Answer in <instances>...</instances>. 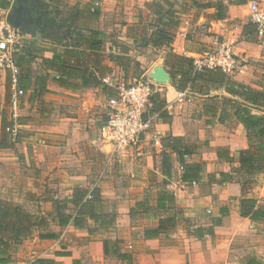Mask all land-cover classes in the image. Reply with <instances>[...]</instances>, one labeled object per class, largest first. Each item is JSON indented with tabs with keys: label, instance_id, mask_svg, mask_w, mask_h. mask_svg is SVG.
Returning <instances> with one entry per match:
<instances>
[{
	"label": "crops",
	"instance_id": "crops-1",
	"mask_svg": "<svg viewBox=\"0 0 264 264\" xmlns=\"http://www.w3.org/2000/svg\"><path fill=\"white\" fill-rule=\"evenodd\" d=\"M154 1L159 0H97L94 6L81 7V0H0V14L7 16L17 8L22 14L28 10L25 7L37 8L31 17L44 21L45 26L50 25L45 20L55 17L62 25L79 20L91 25L105 16L119 15L123 21L113 25H124L121 39L133 42L139 36L137 28L144 25L142 14L149 16L151 24L159 23L150 5ZM249 1L174 3L180 22L181 14L185 18L179 36H170L173 40L168 53L190 58V53L221 41L242 61L230 76L264 91V37L254 33ZM257 1L264 7V0ZM15 23L20 24L18 20ZM200 24L206 26L205 32L182 35ZM39 28L29 25L28 37H23L21 45L31 83L20 99L35 106L34 117L25 119L15 143L0 127V199L20 206L33 225L30 236L9 242L0 254L4 259L0 264H28L37 257L52 259L54 264H246L250 257L264 262V218L252 221L239 214L241 198H255L264 204V170L247 174L238 162L248 140L230 107L226 108V119L218 120L221 98L230 97L223 87H210L206 94L186 89L188 100L178 102L179 92L185 89L176 88L172 70L162 66L169 81L156 83L152 79L156 105L160 106L158 117L136 147L108 155L99 145L92 120L107 96L136 79L129 69L130 53L110 40L105 47L107 39L96 27L81 31H98L103 43V68L97 69L100 83L81 85L73 79L77 87H64L51 80L58 68L42 60L63 54L64 46L76 45V41L63 40L60 28H54V33H39ZM149 40L147 45H152ZM120 51L130 59L126 69L107 56ZM33 64L39 69H33ZM6 74L0 69L2 87ZM46 74L43 92L29 97L32 89H42L36 78ZM66 94L76 98L68 100ZM215 95L216 113H205L208 98ZM50 103L58 107L55 114H51ZM67 106H76L85 115L75 118L60 110ZM251 112L264 114L254 108ZM3 113L0 108V123L4 122ZM49 116L55 117L48 120ZM178 152L185 163H199L201 172L193 180H182L184 168L179 170ZM94 188L99 202L80 212L78 203L89 199L87 195ZM75 216L79 217L77 225L72 222ZM51 234L54 237H43Z\"/></svg>",
	"mask_w": 264,
	"mask_h": 264
},
{
	"label": "trees",
	"instance_id": "trees-1",
	"mask_svg": "<svg viewBox=\"0 0 264 264\" xmlns=\"http://www.w3.org/2000/svg\"><path fill=\"white\" fill-rule=\"evenodd\" d=\"M173 0L154 1L150 5L153 14L158 18L159 23L154 25L156 29L150 35V43L156 47L168 46L171 37L167 29L179 24V12L174 9ZM58 32L60 30L58 29ZM98 31L90 29L86 32H80L77 35L76 45L64 46L63 54L54 55L51 59H43L42 63H47L50 67H57L58 74L52 75L51 80L61 86L75 88L77 83L73 84V79L80 80L81 85L99 84L100 76L97 69H102L100 63L102 41L98 39ZM111 48V47H110ZM24 48L20 47L15 55V66L17 68L15 88L12 89L10 74H6V86L11 90L9 96L16 94L17 100L23 97L29 90L31 76L28 73L27 62L24 58ZM172 61L166 60L165 65L172 70V82L178 89H188L190 91L206 94L210 87H223L224 91L230 97L221 98V110L218 116L220 122L227 116L226 108L233 110V115L243 124L246 130L248 147L242 149L238 155V162L242 168L246 169L247 174H258L264 170V114L257 115L251 112V108L264 111V91L256 90L244 84L235 81L229 74L223 73L217 69H204L202 71H193L191 58L182 54L171 53ZM110 60H114L122 69L129 67V57L124 51L120 53H109ZM173 70L176 72L173 73ZM48 74L36 78L40 88L45 83ZM43 88L32 89L29 97L35 98L43 92ZM217 96L208 98L205 113L214 115L216 113ZM160 106L156 105L154 93L151 97L150 112H158ZM5 123V122H4ZM179 160L182 163L184 171L181 175L182 180H193L201 172L199 163H185L178 152ZM226 173H220L225 176ZM79 191V189H77ZM76 192V189L74 190ZM91 197L78 203L79 211L89 209L94 201L99 202L97 190L94 188L90 193ZM76 203V201H74ZM239 214L241 217H247L252 221L262 220L264 218V204L258 203L255 198H241L239 200ZM78 218L74 217L72 222L78 224ZM32 220L30 215L24 212L20 206L0 199V254H4L10 241L22 240L31 234ZM45 238L54 237L43 235ZM0 258V261H3ZM28 264H54V260L47 258H34ZM246 264H264L263 261L250 257Z\"/></svg>",
	"mask_w": 264,
	"mask_h": 264
},
{
	"label": "built area",
	"instance_id": "built-area-1",
	"mask_svg": "<svg viewBox=\"0 0 264 264\" xmlns=\"http://www.w3.org/2000/svg\"><path fill=\"white\" fill-rule=\"evenodd\" d=\"M249 19L254 26L257 37H264V7L257 0L248 2ZM206 26L200 24L197 28H191L182 33L194 36L198 32H205ZM22 39L18 28L11 24L0 14V69L10 74L12 89L15 88L17 68L15 66V55L21 47ZM193 71L204 69H217L226 74H233L241 65L239 56L232 48L218 40L213 46L201 52L190 53ZM151 78H136L129 84L120 85L116 92L108 97V113L106 120L98 130V142L108 155L120 153L126 149L136 147L141 137L149 131L158 112H150L151 97L154 93V82ZM188 90H182L177 96L178 102L188 100ZM11 101L15 106L18 102L13 92ZM17 125L7 128L11 143L17 139ZM183 167L179 166V170ZM87 195V198H90Z\"/></svg>",
	"mask_w": 264,
	"mask_h": 264
},
{
	"label": "rangeland",
	"instance_id": "rangeland-1",
	"mask_svg": "<svg viewBox=\"0 0 264 264\" xmlns=\"http://www.w3.org/2000/svg\"><path fill=\"white\" fill-rule=\"evenodd\" d=\"M71 1H74V0H71ZM81 1L82 2H80L78 5L80 6L82 5L81 7H83V5H88V4L91 6L96 5L95 1L97 0H87V2H85V0H81ZM173 1L176 4H178L180 1L183 2V1H190V0H173ZM19 4H20V1L18 2V5ZM18 9L19 8L15 9L14 11H12V13H9V15L7 16L6 15H3V16L11 24H13L16 28H18L21 39H22L21 43H23V37L24 38L28 37L27 27L29 25H39L40 28L39 30H37V32L39 33H44V31L46 32L49 31L50 33H54V28L55 29L60 28V37H62L63 40H66L71 44L75 43L78 33H80L81 31H84L87 28L96 27L98 31L101 32L102 36H105L107 41L110 40V42L113 43V45L115 44L122 50L125 48L126 52L130 53L132 64L129 69H133V74L135 78H147L149 76L148 72L152 69L154 65L166 66L165 65L166 60L172 61V57L168 55V46L167 47L166 46L154 47L153 45H147L148 40L151 38L150 32L154 31V25L151 24L149 20V16L146 13L142 14V20L144 21V25L137 28V33L139 35L138 39L133 42H127L125 40H122L120 36L124 31L123 30L124 25H121V27L119 25L118 26L113 25L115 22L120 23L121 21H123V18L119 15L105 16L98 23H93L91 25H89L88 21H85V20L74 21L72 23L62 25L59 18L55 17L51 20L44 19L45 23L50 24L48 26H45L44 21L36 22V20H34L33 17H31L32 15L36 14V12L39 11L37 8L32 9L31 7H25V9H28V10L23 11L22 14L19 12ZM180 16H181V22H180L181 25L179 24L175 27L167 29V32L169 33L170 36H179L178 32L182 29L181 27L184 26L183 19L185 18L182 14ZM16 20H18L20 24L15 23ZM171 40L173 39L171 38ZM107 41L105 42L107 43L105 44V47H108L110 43L109 41L108 42ZM40 45H43V44H40ZM33 69H39V66L33 64ZM112 69H115V68H112ZM0 85H1L0 87V99H1L0 108L1 110L4 111L3 121L5 122V123L4 122L0 123L1 130L3 133H5L4 135H6L7 128H8L7 126L9 124H12V125L18 126L17 132L19 133L21 129H24L23 125L26 123L27 119L34 117V116H31V114L32 113L34 114L33 109H35V106H30L21 99H20L21 101L19 100L18 102H16L14 106L11 101V97L9 96V93L11 90L6 85H4V87H2L3 84H0ZM73 98H76L73 94H66V99L69 100ZM107 99H108V96L104 99L103 104L98 105L97 107L98 109H96L97 112L95 113L93 120H92L93 121L92 125L96 133L98 132L100 125L107 118V113L109 110L108 105H107ZM50 105H51L50 107L51 114L52 113L55 114L58 107L53 106L51 103ZM60 110H63L69 115H73L75 118L79 114L85 115L83 113L84 111L82 112V110L77 109L76 106L70 107V108L68 106L67 108L61 107ZM21 111H22V115L19 116L18 113L19 112L21 113ZM13 114H15V116H13ZM51 117L54 118L55 116H49L48 120H50ZM21 125H22V128H21ZM72 159L74 162L76 161L74 158ZM99 161L103 162L104 159L99 158Z\"/></svg>",
	"mask_w": 264,
	"mask_h": 264
},
{
	"label": "water",
	"instance_id": "water-1",
	"mask_svg": "<svg viewBox=\"0 0 264 264\" xmlns=\"http://www.w3.org/2000/svg\"><path fill=\"white\" fill-rule=\"evenodd\" d=\"M149 77L153 79L156 83H163L169 81V75L164 67L160 65H154L152 71L149 73Z\"/></svg>",
	"mask_w": 264,
	"mask_h": 264
}]
</instances>
